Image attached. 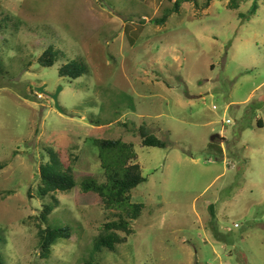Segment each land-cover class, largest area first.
<instances>
[{"label":"rangeland","instance_id":"374dc122","mask_svg":"<svg viewBox=\"0 0 264 264\" xmlns=\"http://www.w3.org/2000/svg\"><path fill=\"white\" fill-rule=\"evenodd\" d=\"M173 1L0 0L3 264H264V0ZM48 45L63 54L41 66ZM71 59L87 72L59 77ZM142 127L165 146L143 145ZM104 139L145 181L130 192L141 215L115 230L124 241L97 251L120 210L81 182L123 165ZM48 149L76 186L41 196ZM46 204L41 228L71 235L40 256Z\"/></svg>","mask_w":264,"mask_h":264},{"label":"trees","instance_id":"16d2710c","mask_svg":"<svg viewBox=\"0 0 264 264\" xmlns=\"http://www.w3.org/2000/svg\"><path fill=\"white\" fill-rule=\"evenodd\" d=\"M193 0H174L172 11H178L182 2H191ZM170 11H168L169 13ZM168 15H163L161 18L156 19V22H166ZM161 24V23H160ZM1 26V23H0ZM63 54L52 45L42 52L38 57V63L41 66H52L59 59V55ZM87 66L79 60L71 59L63 64L58 69L59 77H67L69 79H76L82 74L87 72ZM258 126L262 127L261 121H258ZM141 135L143 136L142 144L152 147H164L165 143L153 135H148L146 130L142 127ZM98 143L101 153L104 151H115L118 157L121 158L122 164L120 170L115 174H108L110 169L104 163V168L107 171V179L105 182L98 183L93 178H87L81 182V188L84 192H92L97 194L104 207L107 209L117 208L120 210L118 213V220L108 222L105 224V233L101 234L94 243V250H102L108 248L109 250L115 249V244L123 242L124 237L118 235L115 230H122L129 233V224L131 220L137 219L142 212V203H131L130 192L137 185L145 181L141 174L139 164L125 165V162L133 155L132 152L125 154L124 146L120 147L118 144L122 143L119 140L104 139L96 141ZM123 145H125L123 143ZM49 160L40 167V180L38 181V193L43 196L53 192H68L76 186V182L70 173L69 168L64 169L59 157L55 151L48 149ZM122 155V156H121ZM3 165L0 163V170ZM51 210L50 204L44 205V209L38 218V232L40 256L49 254L50 247L61 238H69L71 230L68 226L51 227L47 225L41 228L40 223H45L47 214ZM1 240V237H0ZM0 264H3L0 257ZM85 264H97L93 258L86 260Z\"/></svg>","mask_w":264,"mask_h":264},{"label":"water","instance_id":"95a60500","mask_svg":"<svg viewBox=\"0 0 264 264\" xmlns=\"http://www.w3.org/2000/svg\"><path fill=\"white\" fill-rule=\"evenodd\" d=\"M37 90H38V91H43V90H44V87H38ZM59 90H60V88H59L58 90H56L55 93H53V94H49V96L51 97V99H52L53 102H54V107H55V109H56L59 113H63V111H62V109H61V107L59 106V103H58V94H59ZM218 136H219V135H214L213 137H211V140L213 141L214 138H216V137H218Z\"/></svg>","mask_w":264,"mask_h":264},{"label":"built area","instance_id":"2783aa9c","mask_svg":"<svg viewBox=\"0 0 264 264\" xmlns=\"http://www.w3.org/2000/svg\"><path fill=\"white\" fill-rule=\"evenodd\" d=\"M226 122L228 123V122H229V120H226Z\"/></svg>","mask_w":264,"mask_h":264},{"label":"crops","instance_id":"0c3cea01","mask_svg":"<svg viewBox=\"0 0 264 264\" xmlns=\"http://www.w3.org/2000/svg\"><path fill=\"white\" fill-rule=\"evenodd\" d=\"M222 146V145H221Z\"/></svg>","mask_w":264,"mask_h":264}]
</instances>
